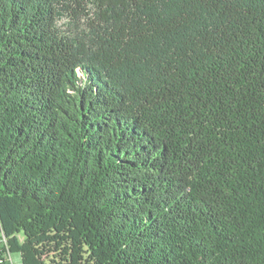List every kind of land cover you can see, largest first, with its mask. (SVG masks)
I'll return each instance as SVG.
<instances>
[{
    "label": "trees",
    "instance_id": "obj_1",
    "mask_svg": "<svg viewBox=\"0 0 264 264\" xmlns=\"http://www.w3.org/2000/svg\"><path fill=\"white\" fill-rule=\"evenodd\" d=\"M5 247L264 264V0H0Z\"/></svg>",
    "mask_w": 264,
    "mask_h": 264
},
{
    "label": "rangeland",
    "instance_id": "obj_2",
    "mask_svg": "<svg viewBox=\"0 0 264 264\" xmlns=\"http://www.w3.org/2000/svg\"><path fill=\"white\" fill-rule=\"evenodd\" d=\"M92 12H94V10H92ZM90 18H93L94 15L91 13L90 14ZM70 17L67 16V17H64L60 22H59V27L60 29H62L63 31H67V32H70V31H74L75 30V27L70 23ZM88 20L86 18H83L81 20V23L79 24V26L81 28H86V26L88 25ZM6 246V244H4ZM6 249V253L4 254V258L11 262V263H14V264H20V257L18 254H11L10 251H9V248L8 247H5Z\"/></svg>",
    "mask_w": 264,
    "mask_h": 264
}]
</instances>
